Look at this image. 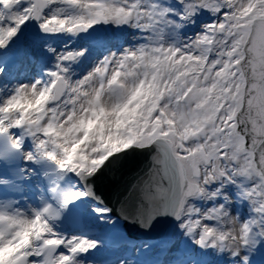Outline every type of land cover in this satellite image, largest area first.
<instances>
[{"label":"snow or ice","instance_id":"1","mask_svg":"<svg viewBox=\"0 0 264 264\" xmlns=\"http://www.w3.org/2000/svg\"><path fill=\"white\" fill-rule=\"evenodd\" d=\"M0 264H264V0H0Z\"/></svg>","mask_w":264,"mask_h":264},{"label":"water","instance_id":"2","mask_svg":"<svg viewBox=\"0 0 264 264\" xmlns=\"http://www.w3.org/2000/svg\"><path fill=\"white\" fill-rule=\"evenodd\" d=\"M139 159L137 160V163H139ZM148 165V160H142V162L139 163V165L135 168L134 171H132L129 175V179L132 180L133 182H135L134 178L140 173L142 172L143 169L146 168V166ZM135 165H133L134 167ZM101 188V193L105 196H108L109 198H111V193L110 190L107 187V182H102L100 185ZM131 192V190H130ZM127 195V194H126ZM132 195L134 196V193H132ZM113 199H115V196H113ZM129 234L132 237H144L143 233L137 232L135 229H129Z\"/></svg>","mask_w":264,"mask_h":264}]
</instances>
